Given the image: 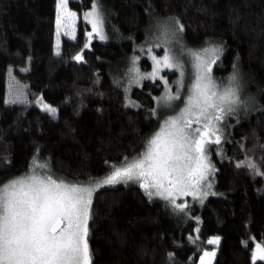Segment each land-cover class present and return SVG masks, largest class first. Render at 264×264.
Returning <instances> with one entry per match:
<instances>
[{
	"label": "trees",
	"instance_id": "trees-1",
	"mask_svg": "<svg viewBox=\"0 0 264 264\" xmlns=\"http://www.w3.org/2000/svg\"><path fill=\"white\" fill-rule=\"evenodd\" d=\"M56 1L0 0V186L33 157L54 177L84 183L138 155L169 110L155 111L158 80L126 91L125 75L152 17H172L189 47L222 43L213 76L240 75L250 107L228 116L226 133L207 148L214 194L189 217L135 183L95 190L90 264H197L211 250L212 264H264L251 259L254 240L264 242V0H97L109 40L89 45L82 15L94 0H69L76 37L61 35L58 47ZM139 64L150 69L146 59ZM9 68L27 86L25 103L5 101Z\"/></svg>",
	"mask_w": 264,
	"mask_h": 264
},
{
	"label": "rangeland",
	"instance_id": "rangeland-1",
	"mask_svg": "<svg viewBox=\"0 0 264 264\" xmlns=\"http://www.w3.org/2000/svg\"><path fill=\"white\" fill-rule=\"evenodd\" d=\"M69 0L56 1L57 47L60 36L76 37L77 14ZM82 18L89 24L87 45L93 38L109 40L103 15L93 1ZM223 53L219 41L191 48L182 39L180 23L172 17H152L144 43L129 60L124 89L145 80H158L162 91L155 111L169 110L142 151L114 166L103 177L73 183L54 177L47 161L33 157L28 170L0 186V264H90L87 242L92 194L112 184L135 183L152 199L173 211L188 214L213 195V168L207 148L226 133L228 116L243 115L250 107L245 83L232 73L223 81L212 73ZM150 62L142 70L140 60ZM20 71H26L21 69ZM27 86L8 69L5 101L25 103ZM36 105L49 114L56 108L43 100ZM61 220L60 228L51 226ZM218 237H210L215 245ZM215 250L205 251L197 264H212ZM252 261L264 260V242L254 240Z\"/></svg>",
	"mask_w": 264,
	"mask_h": 264
},
{
	"label": "water",
	"instance_id": "water-1",
	"mask_svg": "<svg viewBox=\"0 0 264 264\" xmlns=\"http://www.w3.org/2000/svg\"><path fill=\"white\" fill-rule=\"evenodd\" d=\"M61 225V220L56 221L50 228L51 232H56Z\"/></svg>",
	"mask_w": 264,
	"mask_h": 264
}]
</instances>
